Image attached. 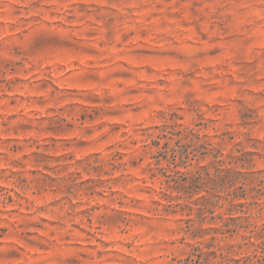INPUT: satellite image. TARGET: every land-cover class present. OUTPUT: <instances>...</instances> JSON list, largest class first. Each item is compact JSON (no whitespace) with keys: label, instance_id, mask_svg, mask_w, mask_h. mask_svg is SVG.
<instances>
[{"label":"rangeland","instance_id":"1","mask_svg":"<svg viewBox=\"0 0 264 264\" xmlns=\"http://www.w3.org/2000/svg\"><path fill=\"white\" fill-rule=\"evenodd\" d=\"M0 264H264V0H0Z\"/></svg>","mask_w":264,"mask_h":264}]
</instances>
